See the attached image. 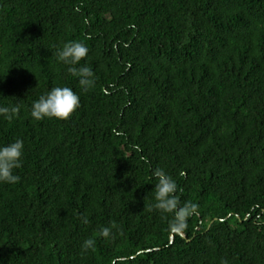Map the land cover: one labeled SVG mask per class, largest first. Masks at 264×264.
Listing matches in <instances>:
<instances>
[{
    "label": "trees",
    "instance_id": "obj_1",
    "mask_svg": "<svg viewBox=\"0 0 264 264\" xmlns=\"http://www.w3.org/2000/svg\"><path fill=\"white\" fill-rule=\"evenodd\" d=\"M73 41L87 92L56 58ZM57 86L80 107L33 120ZM16 105L0 117V145H25L20 183L0 184V264H264V0H0V106ZM158 167L199 205L182 236L149 210Z\"/></svg>",
    "mask_w": 264,
    "mask_h": 264
},
{
    "label": "clouds",
    "instance_id": "obj_2",
    "mask_svg": "<svg viewBox=\"0 0 264 264\" xmlns=\"http://www.w3.org/2000/svg\"><path fill=\"white\" fill-rule=\"evenodd\" d=\"M89 49L81 42H69L57 53L59 62L68 66V73L78 79L82 91L87 92L96 85L95 73L93 70L81 64L88 56ZM80 107V96L70 87H53L45 95H42L32 104L30 116L35 121L45 119L68 120L71 115ZM20 106H0V117L6 120H13L18 117ZM24 141L17 139L14 142L0 145V184L15 185L20 183L21 177L16 174L18 169L24 166ZM145 163H148L145 158ZM151 178L156 181L154 184V203L149 210H154L162 215H171L169 231L174 234L183 235L187 228V221L190 217L199 214V205L195 203L181 204L182 189L179 188L175 179L163 168L152 169ZM81 222L85 225L90 221L86 216H81ZM112 227H102L99 235L109 239L112 235ZM96 240L86 239L81 245V251L86 253L94 251ZM221 264H228L226 259Z\"/></svg>",
    "mask_w": 264,
    "mask_h": 264
}]
</instances>
